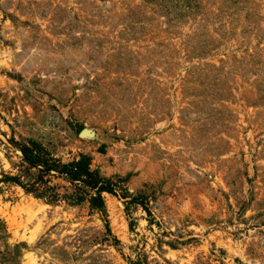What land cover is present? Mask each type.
Wrapping results in <instances>:
<instances>
[{
  "label": "rangeland",
  "instance_id": "374dc122",
  "mask_svg": "<svg viewBox=\"0 0 264 264\" xmlns=\"http://www.w3.org/2000/svg\"><path fill=\"white\" fill-rule=\"evenodd\" d=\"M0 264H264V0H0Z\"/></svg>",
  "mask_w": 264,
  "mask_h": 264
},
{
  "label": "trees",
  "instance_id": "16d2710c",
  "mask_svg": "<svg viewBox=\"0 0 264 264\" xmlns=\"http://www.w3.org/2000/svg\"><path fill=\"white\" fill-rule=\"evenodd\" d=\"M20 151L22 153V162L26 165V167L22 166L24 172L25 169L27 170L26 173L35 170L39 173L38 177L33 178L29 175V178L33 181L29 185L22 183L19 177H9L8 179L18 183L22 187L27 188L29 186L30 193H34V190H36L38 192L36 194L37 197H47L52 201L58 198L55 192H48L51 188L50 186L42 192L38 191L39 185L47 184L48 180L46 178L49 177L64 178L75 188V195L72 196V204L75 205L81 203L86 198L85 196H89L88 192L93 191L95 195L89 199V202L92 208L100 211L104 208L102 194H114L116 192L111 181H107L91 168L92 159L87 154H81L69 163H63L60 159L55 158L39 142L33 140H30L26 145H22ZM103 151L104 146L101 149V152ZM131 202L143 205V202L139 198H134Z\"/></svg>",
  "mask_w": 264,
  "mask_h": 264
}]
</instances>
